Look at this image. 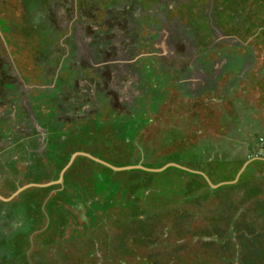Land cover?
I'll use <instances>...</instances> for the list:
<instances>
[{
  "label": "rangeland",
  "instance_id": "obj_1",
  "mask_svg": "<svg viewBox=\"0 0 264 264\" xmlns=\"http://www.w3.org/2000/svg\"><path fill=\"white\" fill-rule=\"evenodd\" d=\"M0 264H264V0H0Z\"/></svg>",
  "mask_w": 264,
  "mask_h": 264
},
{
  "label": "crops",
  "instance_id": "obj_2",
  "mask_svg": "<svg viewBox=\"0 0 264 264\" xmlns=\"http://www.w3.org/2000/svg\"><path fill=\"white\" fill-rule=\"evenodd\" d=\"M62 17V16H61ZM64 26H65V24H64Z\"/></svg>",
  "mask_w": 264,
  "mask_h": 264
},
{
  "label": "built area",
  "instance_id": "obj_3",
  "mask_svg": "<svg viewBox=\"0 0 264 264\" xmlns=\"http://www.w3.org/2000/svg\"><path fill=\"white\" fill-rule=\"evenodd\" d=\"M250 157V156H249ZM253 158V157H252Z\"/></svg>",
  "mask_w": 264,
  "mask_h": 264
}]
</instances>
